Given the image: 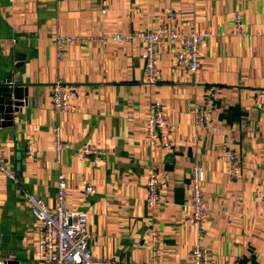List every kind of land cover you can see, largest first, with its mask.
<instances>
[{
  "label": "crops",
  "instance_id": "0c3cea01",
  "mask_svg": "<svg viewBox=\"0 0 264 264\" xmlns=\"http://www.w3.org/2000/svg\"><path fill=\"white\" fill-rule=\"evenodd\" d=\"M236 11L241 35L232 27ZM157 29L202 35L195 73L177 67L167 45L157 82L146 83L144 42L114 40ZM69 36L77 40L58 57L57 40ZM57 80L76 86L74 110L52 108ZM9 81L26 88V102L10 124L0 122V154L18 179L0 173V256L47 264L36 257L38 233L24 193L54 206L63 171L67 206L86 213L91 253L109 264L149 261L153 229L165 264H188L197 243L208 249L210 264H264V0H0V85ZM208 85L217 87L210 119L197 125L193 108ZM156 102L170 147H152L146 136ZM54 129L67 143L58 158ZM87 145L102 153L83 158L78 151ZM226 152L239 163L235 177ZM195 162L206 170L202 235L186 208ZM149 169L161 185L155 207L145 200ZM87 186L92 192L84 193Z\"/></svg>",
  "mask_w": 264,
  "mask_h": 264
},
{
  "label": "built area",
  "instance_id": "2783aa9c",
  "mask_svg": "<svg viewBox=\"0 0 264 264\" xmlns=\"http://www.w3.org/2000/svg\"><path fill=\"white\" fill-rule=\"evenodd\" d=\"M11 1V0H10ZM105 6V4H104ZM243 20L239 12L232 16V27L236 34H243ZM144 42L141 59L143 62L145 82L156 83L157 63L160 53L165 46L169 45L174 63L179 68H184L190 73L198 70L201 60L200 45L202 35L195 30L184 32L181 30L157 29L155 31H133L126 35H116L114 40L119 42H132L134 40ZM77 40L76 37H66L58 39L56 43L57 56L61 57L64 44ZM9 85H12L9 82ZM76 90L73 84L64 83L57 80L51 85L50 100L51 106L58 112H67L75 109L72 100V93ZM217 90L215 85L205 87L203 102L195 104L193 111L196 114L195 122L197 125L206 124L210 119V110L213 108V95ZM161 103L153 105L151 114L145 121V131L149 144L154 147L159 143L163 147H170L168 140L169 123L163 112ZM54 152L58 158V153L67 143L61 140L60 133L54 129ZM29 151L31 146L27 147ZM83 158L90 154H101L102 150L96 147L83 146L78 151ZM228 166L230 177L240 174L239 163L231 152L224 154ZM0 173L14 182L17 177L14 171L5 162L4 156L0 154ZM206 178V170L201 163H193L190 168V196L186 202L189 211V221L197 229L198 234L202 235L205 227L209 207L204 197L202 185ZM264 185V175L262 176ZM161 185L158 174L155 170L149 169L146 176L145 200L148 207H155L161 202ZM92 192V188L87 186L84 193ZM261 210L260 218L264 221V186L261 191ZM68 185L66 174L60 171L57 176V197L54 206L47 205L42 198L31 193H24L33 218L36 223L37 240L34 250L38 260L47 264H109L104 258L94 257L89 247L91 234L87 228V215L70 209L67 206ZM149 245L151 258L149 261L132 262L130 264H165L158 260L160 253V234L156 230H151L149 235ZM0 264H8L6 257L0 256ZM188 264H210L209 251L202 244L197 243L192 247L191 259ZM242 264H254L245 262Z\"/></svg>",
  "mask_w": 264,
  "mask_h": 264
},
{
  "label": "water",
  "instance_id": "95a60500",
  "mask_svg": "<svg viewBox=\"0 0 264 264\" xmlns=\"http://www.w3.org/2000/svg\"><path fill=\"white\" fill-rule=\"evenodd\" d=\"M9 82L0 85V122L4 125L10 124L13 113L26 102V88L9 85ZM12 263L8 261V264Z\"/></svg>",
  "mask_w": 264,
  "mask_h": 264
}]
</instances>
